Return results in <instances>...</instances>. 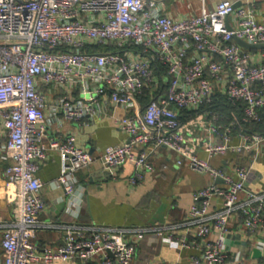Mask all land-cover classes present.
I'll return each mask as SVG.
<instances>
[{
	"label": "built area",
	"instance_id": "1",
	"mask_svg": "<svg viewBox=\"0 0 264 264\" xmlns=\"http://www.w3.org/2000/svg\"><path fill=\"white\" fill-rule=\"evenodd\" d=\"M170 1L180 2L0 0V157L9 162L3 174L12 206L10 218L0 214V264H131L149 232L198 250L191 264H225L233 216L251 232L264 228V192L246 188L264 148V132L246 126L263 122L264 49L247 50L235 40L264 43L259 1L213 0L209 8L210 0H197L199 13L188 3L190 13L178 18L168 12ZM43 85L61 94L49 102ZM216 95L244 104L241 121L208 109ZM105 97L130 113L116 119L128 139L104 150V169L132 165L130 185L137 186L153 172L150 155L165 147L178 165L212 183L193 195L180 222L157 228L67 223L60 226L62 246L40 249L34 237L54 227L40 219L46 204L38 170L49 150L60 154L53 186L64 191L71 215L84 202L77 172L95 162L73 134L45 143L47 108L63 120L83 121ZM227 155L252 163L213 165Z\"/></svg>",
	"mask_w": 264,
	"mask_h": 264
},
{
	"label": "crops",
	"instance_id": "2",
	"mask_svg": "<svg viewBox=\"0 0 264 264\" xmlns=\"http://www.w3.org/2000/svg\"><path fill=\"white\" fill-rule=\"evenodd\" d=\"M183 3L184 0H179ZM258 4L264 0H258ZM171 2V1H170ZM213 0L209 2L212 8ZM171 5L173 7L171 8ZM168 4V12L181 17L188 12ZM263 12V10H262ZM264 16V12H263ZM41 89L52 101L59 91L52 86L43 85ZM130 113L128 108L115 106L109 97L99 100L98 113L83 121H66L60 115L46 111L45 125L47 136L45 143L52 139L73 134L76 144L89 151L95 162L88 168L79 170L77 177L84 187V202L77 208V214L65 211L67 206L64 191L53 186V181L61 174L59 152L49 150L47 160L40 166L38 176L43 183L41 196L46 209L40 219L51 222L54 227L42 228L33 241L43 249L58 248L66 241L63 224L104 225L113 227H162L165 224L180 222L193 203V195L201 188L212 183V179L192 170L187 165L177 164L175 152L161 147L150 155L153 172L137 186L130 185L133 166L127 164L114 170L103 168L100 157L108 146L122 144L128 135L121 130L116 119ZM216 167L230 168L233 163L251 165L248 157L227 155L213 158ZM9 164L0 157V214L4 218L12 215V206L7 200V180L3 171ZM246 188L254 192H264V148L253 163L246 181ZM220 205L219 199H213V208ZM227 259L225 264H264V228L251 232L242 221L233 216L228 223ZM181 235L184 231L179 232ZM1 235V234H0ZM200 252L195 248H177L162 240L155 233H148L140 241L131 264H191L194 256ZM1 258V250H0ZM32 264H95L94 261L74 260L68 262Z\"/></svg>",
	"mask_w": 264,
	"mask_h": 264
},
{
	"label": "trees",
	"instance_id": "3",
	"mask_svg": "<svg viewBox=\"0 0 264 264\" xmlns=\"http://www.w3.org/2000/svg\"><path fill=\"white\" fill-rule=\"evenodd\" d=\"M98 50L99 48H95ZM244 104L239 103L234 106L230 101H228L224 96L216 95L214 102L208 107L209 110L222 112L227 115L228 118L237 117L241 121L243 114ZM262 123H254L246 125L248 128L253 129L255 131L264 132V113L262 112Z\"/></svg>",
	"mask_w": 264,
	"mask_h": 264
},
{
	"label": "rangeland",
	"instance_id": "4",
	"mask_svg": "<svg viewBox=\"0 0 264 264\" xmlns=\"http://www.w3.org/2000/svg\"><path fill=\"white\" fill-rule=\"evenodd\" d=\"M172 2V1H171ZM170 2V3H171ZM188 3H191V5L193 6V12L195 13H199V3L197 0H184V2L182 3H177L174 8H181L183 10V12H189L190 13V10L187 9V4ZM171 8L173 7V5H171ZM258 6L261 8V10H263L264 12V1L261 2L260 4H258ZM2 40H0V43H1Z\"/></svg>",
	"mask_w": 264,
	"mask_h": 264
},
{
	"label": "water",
	"instance_id": "5",
	"mask_svg": "<svg viewBox=\"0 0 264 264\" xmlns=\"http://www.w3.org/2000/svg\"><path fill=\"white\" fill-rule=\"evenodd\" d=\"M240 5L239 2H237L234 7H238ZM236 42L243 48L247 49V50H260V49H264V43L262 44H250V43H247L245 42L244 40H241V39H238L236 38L235 39ZM221 180L218 179L216 182H220Z\"/></svg>",
	"mask_w": 264,
	"mask_h": 264
}]
</instances>
